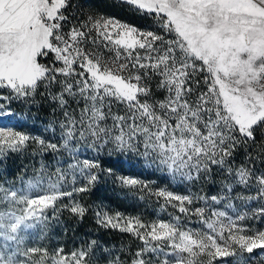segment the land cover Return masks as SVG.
<instances>
[{"label":"snow or ice","instance_id":"6c2138e0","mask_svg":"<svg viewBox=\"0 0 264 264\" xmlns=\"http://www.w3.org/2000/svg\"><path fill=\"white\" fill-rule=\"evenodd\" d=\"M13 104L46 108L43 131L21 130L35 123ZM30 147L31 174L9 176L8 159ZM121 156L189 190L117 175L104 161ZM109 179L187 222L149 224L101 202L97 227L139 245L50 251L63 213L82 221L93 211L84 197ZM246 221L264 222V0H0V264H249L257 250L264 260V229Z\"/></svg>","mask_w":264,"mask_h":264},{"label":"trees","instance_id":"16d2710c","mask_svg":"<svg viewBox=\"0 0 264 264\" xmlns=\"http://www.w3.org/2000/svg\"><path fill=\"white\" fill-rule=\"evenodd\" d=\"M115 11L122 20H126L129 24L142 28H153V21L147 17L133 15L126 10L116 9ZM12 108L14 111H17L18 115L21 117V124L25 121H27L29 125L35 123V128L21 129L32 131L33 134H39V132H42L44 124L50 119L46 108L41 109L39 112H37L35 108H33L31 112H28L26 109L24 112H20L15 104L12 105ZM13 123H15V121H13ZM46 135H51V133H46ZM32 151L33 148L30 147L26 153L14 154L8 159L7 167L9 176L19 171L22 165H29V174H31V165L34 162L33 157L30 155ZM253 154H255V152ZM84 155L90 156L91 153H84ZM39 159V156L35 157V161H39ZM112 159L116 160L117 158L113 157ZM47 160L50 162L51 157H48ZM107 160L108 158L105 157L104 162L106 166L113 167L117 175H130L143 178L149 182H159L167 186L169 190L178 191L183 194L189 190L185 185H177L172 183L169 179H165L161 173H153L151 170L144 169L142 159L137 156H121L118 158L119 162L111 165L107 164ZM199 187L200 185H197L196 188H191V191L195 192ZM203 190L209 195L214 194L216 191L215 188L209 189L208 187H204ZM146 199L148 200V204ZM63 202L67 203L66 200ZM83 202L92 205L93 211L86 214L82 221H78L77 219L70 217L68 212H64L61 218V225L54 227L47 238L43 241V244L47 246L50 251L62 246L64 247L65 252H71L75 248H78L84 241L91 239H97L103 246L109 248L115 247L118 249L123 243L122 246H130L134 249L137 244L133 238L128 237V240L124 241L118 235L117 230H105L97 227L94 221V208L95 204L101 202L113 214L119 212L122 214L128 213L135 215L138 210H140V213L144 211L142 209H145V211L149 210V213L157 211L161 216L166 213L164 209L161 210V203L155 207L156 210L148 209L154 206L150 203V199L146 198L143 192H137L135 196L127 194L126 190H122L119 184L113 183L111 179H109L107 183H101L98 190L94 193L86 195ZM228 260L232 263V258H228ZM249 264H264V260L257 257L255 261H249Z\"/></svg>","mask_w":264,"mask_h":264},{"label":"rangeland","instance_id":"374dc122","mask_svg":"<svg viewBox=\"0 0 264 264\" xmlns=\"http://www.w3.org/2000/svg\"><path fill=\"white\" fill-rule=\"evenodd\" d=\"M154 24V23H153ZM133 25V24H132ZM136 26V25H135ZM139 29H141V30H149V28H142V27H139V26H137ZM151 30H153V31H156L157 29H156V27H155V25H153V28L151 29ZM128 176H130V175H128ZM140 178V177H139ZM142 180H144L143 178H141ZM146 181V180H145ZM152 185H153V188L155 189V188H161V187H165V185L164 184H161V183H159V182H152ZM171 191H173V192H176V193H180V194H183V193H181V192H178V191H174V190H171ZM144 194H145V196H146V198H148V199H150V203L154 206V207H150V208H148V209H155L156 210V206L159 204V203H161V204H163L164 203V201H163V199H160L159 201H157V198L153 195V196H151V198H149L148 197V194H147V191H144L143 192ZM146 201H147V204H148V200L146 199ZM155 203V204H154ZM255 206V205H254ZM147 209V208H146ZM142 210H144V211H142L141 213H140V210H138L137 211V214H135V215H132V214H123L125 217H139V218H141L142 219V221L143 222H145V223H153V222H155V221H157V220H164V221H170V220H172V218L173 217H175V216H181V218L185 221V222H187V218L186 217H184L183 216V214H181V213H179L178 212V208H174V207H172L171 205H169V206H167L164 210H165V215H160V213H158L157 211H153L152 213H149V210H147V211H145V209H142ZM167 214V215H166ZM245 223H248L249 225H255V227H257L258 229H264V222H258V221H246ZM191 226L192 227H201V225L199 224V222H198V218H196V217H193L192 218V223H191ZM117 233H118V235L122 238V240H128V237H130L128 234H122V233H120L118 230H117ZM136 242V244L137 245H139L140 244V242L139 241H135ZM120 243H122V242H120ZM121 245V244H120ZM122 245H123V243H122ZM121 245V246H122ZM253 255H255L256 257H259L260 258V256H259V250H257L256 252H254L253 253ZM101 264H102V262H101ZM229 264H232V263H230V261H229Z\"/></svg>","mask_w":264,"mask_h":264}]
</instances>
